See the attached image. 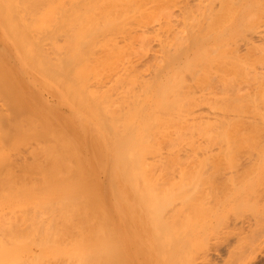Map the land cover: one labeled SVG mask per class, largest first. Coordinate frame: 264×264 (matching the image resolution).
I'll return each mask as SVG.
<instances>
[{
  "label": "bare ground",
  "instance_id": "obj_1",
  "mask_svg": "<svg viewBox=\"0 0 264 264\" xmlns=\"http://www.w3.org/2000/svg\"><path fill=\"white\" fill-rule=\"evenodd\" d=\"M72 1L74 2V0ZM72 1L70 2L73 3ZM85 1L82 2L85 3ZM120 1L125 6L139 4L138 0ZM79 2H81V0H79ZM79 4L81 5V3ZM65 5L67 4L65 3L63 5L64 7L62 6V4L60 5L59 0H0V16H2L3 18V16L7 15V18L9 15H12L5 20H2L0 18V28L2 26V28L4 27L5 31L8 32V34L6 35V39H4L6 41H4L3 39L0 41L5 43L9 48H17L18 61L20 60L22 63H26L27 66L31 68V71L35 73L33 75V78L37 82L38 88H40V84L47 90L51 89L50 92L52 91V93L56 95V101L58 102V104H61L62 107L66 106V108L72 114L71 119H64L63 115L60 116L59 114H57L55 122H48L44 127L45 129L42 128V130H44V134L40 142H42L43 146L38 148L41 149V153L35 152L36 154H33V156H31L34 159V163L32 162V165H29L30 169L32 166V172L34 170V172L41 175L40 180V176L37 177L35 176L36 173L34 174V176L39 179L38 181L42 182V187H44L43 191L40 190L42 193L44 192L42 197V205L40 206L39 210H36V212L34 211L35 208H33V219L36 217V215L42 218L46 217L45 220H42L41 218V222L45 223V221H48L49 230H46L47 234L48 232L50 233L51 226L56 227L59 225L58 229H60V226L65 227V233L71 234L72 237V244H69L70 246L66 248H58V253H60L61 255L68 254V256H70L69 258H72V260L75 258L74 264H120L118 261L121 258V262L127 259L129 260L128 264H131L134 259L130 258V256L128 255L129 253L124 252V247L122 248V250L124 249L123 252L121 251V247H119L121 244L117 245L119 241L114 242V238L112 237L115 233H113L112 231V233L110 231H107L109 232L108 234L106 233L108 236H104L105 232H100L98 231V229L97 232L99 233H97L95 227L93 228L94 225L98 228V225L96 224H100L101 222V224L99 225L101 226L102 222H105L103 224L106 230H110L108 228L109 223L115 226L114 230L118 232H116L117 237H120V241L123 239L127 251V248L131 247L132 244L135 245V248L139 246V249L137 248V255H139V257L137 256V261H139V264H264V92L259 91L262 87L259 90L258 88H256L257 86L259 87V85L262 86V83H260L261 81L255 82L256 84L254 86L257 85L256 87L253 86L255 89H257L255 91L250 90L247 92L238 91L236 93H227L219 99L217 116L215 115L217 117L216 119L218 125V127H216L218 128L217 131H219L218 155L217 160H215V162L213 163H216V166H214L213 164L209 165V167L211 166L210 169L206 165L208 163L207 162L204 164V166H201V168H199V170L201 171L198 173L196 172V174H191L186 169H179V173H171L169 176H162L159 179H153L152 177H150L149 173H151V171L147 166V161H149L150 159L149 157H153L154 159H156L157 156V159H159L161 156H165L166 158V155L168 157V155L171 154L169 152L170 150L168 151L169 154L161 155L164 150L160 146H162V144L164 143L166 144V142H163L162 138L166 139L169 137L166 136L169 133L167 131H170V129H176V127L177 129H182L183 126L185 127V125H187L186 123L188 122L185 121L187 120L185 118L186 116L184 117L183 114V112L185 111L181 109V105L178 104L179 101L177 103L178 105H176L173 104L174 102L172 103V99L168 98V94H172V96L175 94L174 92L176 89H174L175 87L173 86H175L176 83L174 82L172 85V83L170 82V86H165L166 88H163L165 90H163V92L161 93L164 94L162 101L163 99H169L171 101L170 103L169 100V102L166 100L167 103H165V105L167 104L168 106L166 105L165 107H163V105L162 108H166L167 111H169L172 109V107L170 108L169 105H175L173 107L174 109L172 110L173 114L171 115L169 114L172 113L171 111L167 113V111L165 110V113H167V115H165L167 119L165 117L162 118L163 116L161 117V114H159L160 112L158 113L156 111L152 114L158 113V116L150 115L151 117H156L155 121H157L156 119L158 118H160V120L164 119L166 121L164 122V120L160 121L158 119L160 121V123H158V128H155L157 127V122L153 121L154 119L150 118L149 113H147L146 109L143 110L147 107L145 106V102L147 100L146 96H148V92H150L152 89V82L150 81V83L147 81H143L142 79L140 80L137 72L135 73L133 70L134 67L132 70H130L132 66H130L131 68L128 66L130 69L126 66H123L125 68L123 69L124 73L119 72L121 74H115V79L112 77L113 81L111 86L102 92L99 91L101 93H99L97 90H91L93 85L91 84L92 78L99 86L104 85V83H102L103 77L101 78L102 75L99 72L101 70L98 69L101 68V64H104L103 66H106L105 63L108 62L104 61L106 60V58H113L110 60H115V63L113 62L112 64L111 61H109L110 66L112 67L109 68V64L107 63V66L102 67L101 69L105 70L106 73V69H111L109 71L115 72L116 70H114V68L117 66L114 67V64H117V60L119 61L121 59L123 61L122 58L124 56H127L126 54L128 53L132 54L131 52H133V49L135 50L136 47L133 48L134 41H131V34L128 33L130 31L124 30L123 32H121V35L124 38V44L120 46L119 43V45L116 43L118 41H111L109 44L103 45L102 48L105 49L107 53L111 52L112 55L110 54V57H108L109 55L106 53L107 56H105L104 60L102 59L105 63H103L101 59L96 60L99 52V47H95L94 39L98 37L97 34L101 31L96 32L97 34L93 33V40L92 38H90L91 35H87H89V29L94 28L90 31V34H92V30L94 31L97 28L98 23H94L91 25H89V23L87 24L88 28H86L87 26L85 20L83 21L84 23L82 22L85 17L83 18L82 16V19L80 17L78 19L73 16L74 22L75 20L80 19L81 21H78V23H76L78 26H75L72 20L71 21L73 23L71 21L70 23H66V29L69 24L71 25V27L69 28L68 32H64L63 34L61 32V27L63 26L60 23L61 18L64 17L60 16H62L63 12L67 13V10L69 9ZM210 8L208 9V12ZM16 11L17 13H19V15L16 14ZM48 11H50L51 13L47 14ZM12 12L15 13L12 14ZM23 12L27 15L31 12V14H43V20L48 21V24L47 22L43 21V24L45 26L42 24L41 28L39 27L40 30L42 29L43 33H40L42 31L38 30L39 33L36 38H38L39 40L41 39L42 42L35 38L36 35H34L35 39L31 40V38H33L31 33L28 34L26 32L28 31L27 28H33V26H26V31L25 29L23 31V29L20 27L22 26V22L20 23L22 19L20 20L19 18H22L24 16V14L22 16L20 14ZM208 14H206V16ZM16 16H18V19L20 20V26L17 24L19 26L17 29H22H19V32H17V30L13 32H17V34L20 33V35L18 34V36L16 33L15 36L14 34H12V30L14 29L13 27L16 26L14 24L17 20H15V18H17ZM45 16L47 17V19H45ZM33 17H35V15ZM28 18L26 16V20L30 19ZM126 18L127 17H125L124 19L125 21ZM33 19L31 20L33 21ZM189 20L187 19V22ZM200 23H202V21ZM174 24L176 23L174 22ZM190 25L192 26V24ZM23 26H25V24ZM164 26L166 27V25ZM168 26L166 28L169 29ZM78 27L85 28L79 30ZM99 27L101 26H98V28ZM165 27L163 28V30L166 29ZM173 27L170 28L173 29ZM202 27L203 25H201V27L199 26V28ZM97 30L98 29H96V31ZM69 32H71V36H69L70 38L67 34ZM170 32L171 30L169 31V33ZM172 32H177V30H172ZM35 33L37 34V32ZM169 33L166 34L165 37H167V39L165 41L161 39L162 43L160 44L162 57L165 62H168H166L165 64H169L172 62L171 64L173 65L176 64L174 62L175 59L177 60L178 57H182L181 54L184 53L183 51H185L186 48L184 46L185 42L183 43V45L180 44L181 46H179V48L176 45H173V42H170L169 37L171 34ZM182 33L184 32L182 31ZM65 34H67L68 39L74 43H71V45L74 46H72L73 48L69 47V49L72 48L71 50H69L67 46V43L69 42L66 43V41L68 40H65L64 43L66 44L62 43L64 47H61L63 46L62 44L58 45L59 38H61L62 35L66 37ZM72 35H75L77 37L73 38ZM177 36L174 35L172 39H176L175 37ZM0 37L2 38V36ZM89 38L90 40H92H89L91 43L89 44L88 42V44H85V42ZM135 38L137 37L134 36L133 39ZM81 39L83 42L81 41ZM78 40H80L79 42L81 43H79ZM48 46L49 49H51L50 51L49 49H47ZM171 47H174L178 52L175 53L176 51L174 50V48L171 50ZM79 49L80 52L76 54L75 52ZM9 50L2 49V51L5 53V58L9 57ZM72 50H74L73 52L75 54L72 52ZM69 51L71 53H68ZM116 52L118 54L120 52V55H117ZM171 52H174L176 55H174V53L172 54ZM103 53H105V51ZM130 54L128 56H130ZM115 55L117 56L116 59ZM121 55L122 58L119 59L118 57H121ZM199 57L197 58L199 59V61L203 60L202 57ZM127 58L128 57H126V59ZM179 59L177 61L178 63ZM95 61L100 62V67L98 69H95L93 67L92 70L94 72L95 70L98 71H96V75H94V77H91L92 75H90L91 73H89V71H91L90 68H92L91 64H94ZM199 61H195V64L202 63L201 61ZM81 64L83 66L82 68L80 66ZM9 65V63L6 67H4V65L1 71L2 74L4 73V77L0 78V93L5 96L7 100L5 102H7V104L9 105V110L7 111L9 113H12L13 111L10 112L12 109H14L12 104H15L14 107H16L17 109L20 107H18L19 105L16 106V103H12L13 85H11V75L13 74V69H11L12 67H10ZM78 66L80 69H77ZM157 71L158 70H156L155 72L157 73ZM161 71L159 72L161 73ZM192 73H194L193 70ZM109 75L111 76V74ZM13 76H15V74ZM152 76V79L157 77L156 74ZM147 78L148 77H146V79ZM174 79L175 78H173V80ZM34 80L33 82H35ZM180 81L182 80L180 79ZM182 82H184V79ZM182 82L180 83L182 87L179 86V83H177L178 85H176V88L181 87L180 90H183L182 88L184 86ZM185 84L186 83H184V85ZM179 88L177 89V92L181 93L182 91L180 92ZM167 89L174 91H168ZM166 91H168L167 96ZM114 92H116L115 96ZM36 93L38 92L36 90H33V97H39L36 96ZM182 94L183 93H181V95ZM185 94L187 93L185 92ZM15 101L18 102L17 100ZM161 104L157 107L161 109V113L162 111L164 113V110L160 108ZM8 105H6V108H8ZM178 106H180L181 108L179 107V109H177ZM167 107H169L170 109L168 110ZM188 109L189 108H187V110ZM186 112V114H188V111ZM9 113H7V117L4 115L5 118H1L0 115V121L4 122L5 120L7 121L10 118L12 119V117H10V115L12 114ZM168 114L171 118H168ZM168 120L172 123L167 122ZM6 121L3 124H7L5 126L8 129L9 125H12L9 124L10 121L9 123H6ZM150 121L156 123V126L155 124H153V122L150 123ZM38 122L39 121H37V123ZM194 122L199 123L198 121ZM206 122L208 124V121ZM163 123H168L167 125L170 124L174 126H167ZM41 124L43 123L41 122ZM147 124L150 127L147 126ZM39 125L40 124H38L37 126ZM151 125L156 129V133H154L155 135L150 134L149 132V130L154 132V128ZM63 126L65 127V131L63 130ZM167 127L171 128L168 130ZM151 128L153 129L151 130ZM185 128L182 131L180 129L174 131L175 133L179 132V134H177L179 135V139L182 136V132L185 131ZM9 129L11 130L10 127ZM161 129H165L164 131H166L167 133L164 131L162 132ZM157 130H161L162 135L159 136L163 137L161 139L155 140L156 138H159L157 135L159 132ZM187 130H189V128H187ZM15 133L17 132L15 131ZM170 133H172L169 134L170 137L175 134L172 131ZM200 134L201 133L197 134V136H199ZM152 135L155 137V139H153L154 137H152ZM152 139L155 141L152 142ZM35 140L37 141V139ZM160 140L162 141V144L160 143L159 146V142L157 143V141ZM165 141H167V143L171 142H168V140ZM195 141L196 140H194V143H196ZM174 142L176 143V141ZM151 144H158V147L154 145V148H152ZM180 144L181 146H184L182 145V143ZM200 146H202V144ZM157 150H161L162 152ZM175 151L177 153L179 150ZM174 152L172 154H174ZM182 152H184V150ZM39 155H41L42 157L40 156L41 158H39ZM173 156L174 155H172L171 157L174 158ZM161 158L159 160H161ZM27 162L28 161H26V163ZM22 163L24 164V162ZM26 167L28 168L27 165ZM29 187H32V185H29L28 188ZM36 197H34L33 199H35ZM31 210L32 209L29 208V210L25 211H30V214L28 212L26 213V215H31ZM106 222L108 223L107 225ZM101 228L104 229V227H100V229ZM110 233L112 234V237H110L111 239L108 238L110 236ZM100 234H102V238L100 237ZM62 235L64 237L65 234L63 233ZM98 237L100 238L98 239ZM54 238L59 240L56 236H54ZM64 238L66 239V237ZM106 239L108 241L111 240L112 243H107ZM113 243H116L115 245L118 246V249L122 253V256H120L121 253H118V250H116L117 252H115V246ZM114 253L115 255H119L121 258L119 259V256L115 257ZM60 256L57 258L59 259Z\"/></svg>",
  "mask_w": 264,
  "mask_h": 264
},
{
  "label": "rangeland",
  "instance_id": "obj_2",
  "mask_svg": "<svg viewBox=\"0 0 264 264\" xmlns=\"http://www.w3.org/2000/svg\"><path fill=\"white\" fill-rule=\"evenodd\" d=\"M70 1H72V0H59L60 5L62 4V6H63L66 3L67 5H65V6H67L69 8L67 10V13L63 12L62 16H60V17H64V18H61L60 24L63 26V27H61L62 28L61 32L64 34V32L69 31V28L71 27V25L69 24V26L66 29L65 24L68 22L70 23L71 20L74 22V17H76L78 19H79V17L82 19V16H83V18L85 17L82 20V22L85 20L86 26L89 23H90L89 25L94 24V23H96V24L98 23L97 25L101 26V27L98 28V26H97L96 29H98V30L97 31H96V29L94 31L92 30V34H90V31H91V29H94V28L89 29V31H88L89 35H87V36L91 35L90 38H92V36H94V34L96 32L101 31L100 33L98 32V34H100V35H98L96 33L98 37H96L94 39L95 47H99L98 48L99 52H98L96 60L97 59H99V60L103 59L104 60V58H105V56H107V54L109 55L108 57H110L111 52L107 53L106 50L102 48L103 45H107L111 41H114V42L118 41L116 43L117 44L119 43L120 46H122L124 44V40H123L124 38L121 35V32H123L124 30L130 31L128 33L131 34L130 35L132 38L131 41L132 42L134 41L133 42L134 43L133 48L136 47L135 50L133 49V52H131L132 54L128 53V54H126L127 56H124L123 58H122V55H121V57H118L119 59L122 58L123 61L120 59L119 61L117 60L116 65L114 64V67L117 66L114 68V70H116L115 72L109 71L111 69L108 70V69L104 68L107 70V73H106L105 70L101 69L102 67H106L107 63L109 64V68H111L112 66H110L109 61H111L112 64H113V62L115 63V60H110L113 58H110V59L106 58V60H104V61H108L106 63L103 62V60H102V62L105 63L106 66H103L104 64H101L102 65L101 68H99L100 62H98V61H95L94 64H91L92 68H90L91 71H89V73H91L90 75H92L91 77H94V75H96L95 74L96 71L101 70L102 72L101 71H99V72L102 75L101 78L103 77L102 83H104V85H101L102 86L101 87L98 84H96L95 80L92 78L91 84H93V85H92L91 90H94V91L97 90L98 92L99 91L102 92V91L106 90L108 87L111 86L113 78L115 77V74L118 75V74L124 73L123 69H125L124 68L125 66L126 67L132 66V68L130 67L131 69L129 67L128 68L130 70H132L134 67L133 70L135 73L137 72L140 80L142 79L143 81H147V82L151 81L152 82V89L150 92H148L149 93V94H147L148 96H146L147 100L145 102V106H147V107L143 109V110H145V109L147 110V113H149V116L150 115L156 116L160 112L159 114H161V117L163 116L162 118L165 117L167 119V117L165 115H167V113H169V111L172 112V110L174 109L173 107L175 106L173 104L181 105L182 108L180 106H178L177 109H179V107H180L181 109H183V111H185V112H183V114H184V117L186 116L185 118L187 119L185 121H188L186 123L188 125V127L184 123L186 128L183 126L182 129L181 128L177 129V127L175 125L176 129L172 128L173 129L172 130L170 128L173 127L174 125L172 126L169 124L171 127L170 128L167 127V128H168V130L170 129V131H167V132H169L167 136L164 135L166 137L169 136L168 138L163 139L162 138L163 136L162 137L159 136V135H162V133H161L162 129L157 130L160 133V134L159 133L157 134L159 138L155 139V137L152 135V137H154L153 139L157 140V139L162 138L163 142H166V144L165 143L162 144L161 140L157 141V143L159 142L158 143L159 146H160V143L163 146V147L160 146L164 150L163 152L161 151L162 150L161 148H160L161 150H157V151L162 152L161 155L169 154L168 153L169 150H170L169 152L171 154L175 150H177V151L179 150L178 151L179 153L177 152L178 153L177 154L175 151L174 154H172V155H174L173 156L174 158L171 157L172 156L171 154H169L170 156L168 155V157L166 155V158H165V156H163V157L161 156L163 158L162 159L160 157L161 160H159L160 158L157 159L158 156L156 159H154L153 157L152 158L149 157L150 159H149V161H147V166L149 167V169L151 171V173H149L150 177H152L153 179H159L162 176H169L171 173H179L178 172L179 169H186L189 173L196 174V172L198 173L201 171V170H199V168H201V166H204V164L207 162H208L206 164L207 167L211 169V166L209 167V165H212L215 162V160H217L218 147H219L218 146L219 145V140H218L219 139L218 138L219 137L218 136L219 131H217L218 125H217V119H216L218 107H219V99L227 93H236L238 91H240V92L246 91L247 92L250 90L255 91L257 89H255L254 87H256L257 85L256 86H254V85L256 84L255 82H258V81L259 82L261 81L260 83H262V86L259 85V87L257 86L256 88H258V90H259L262 87L259 91L264 92L263 91V88H264V85H263L264 84V82H263L264 81V0H138L139 4H135V5H131V6L130 5L125 6L120 0L119 1L118 0L117 1H115V0H105V1L104 0H86V1L81 0V2H79V0H76V2H75V0H74V2L72 1L73 3H71ZM82 1H85V3H83ZM133 2H137V1H133ZM77 3H78V5H77ZM79 3H81V5ZM73 4H74V6H73ZM132 4H134V3H132ZM77 6H78V8H77ZM209 8L211 11L209 10V12H208ZM206 11H207V13H206ZM13 13H15V12H12V14ZM31 13L28 14L29 16L24 12L20 13L21 16L24 14V16H25V17L23 16L24 18L23 17L19 18L18 16H16L17 18H15V20L17 19L18 21L16 20V22L14 23L16 25L15 27H13L14 29L13 30L11 29L12 34H14V36H15V33L17 34V32H19L20 30L23 29V31H24V29H25V31H26L27 27L33 26V28L32 27H30L29 29L27 28L28 31H26V32L28 34L31 33V35L33 37V38H31V40L35 39L39 33L38 30H40L42 24L44 22H47V24H48V21L43 20V17H42L43 14H40V13L31 14ZM50 13H51L50 11L47 12V14H50ZM208 13H210L211 15ZM16 14L19 15V13H17V11H16ZM204 14H205L206 19L204 17ZM206 14H208V15L206 16ZM34 15L36 18L33 17ZM65 15H66V18H65ZM6 16L7 15L3 16V18H2V16H0V18L2 20L3 19L5 20V19H8V17H10L12 15H9L7 18H6ZM26 16H27V18L29 17L30 19L28 18L29 20H26ZM37 17H38V19H37ZM125 17H127L126 21L124 20ZM13 18H14V15H13ZM18 18L20 20L21 19L22 20L20 21ZM31 19H33V21ZM45 19H47V17ZM81 19L75 20L74 23L72 21L71 22L76 26L77 25L76 23H78V21H81ZM187 19L188 20L190 19L188 21L189 23L187 22ZM23 20H25V21H23ZM204 20H205V22H204ZM19 21H20V23L22 22V26L24 24H25V26H23V27L20 26ZM41 21H42V23H41ZM201 21H202V23H200ZM174 22L176 24H174ZM180 23H182L184 25H182ZM185 23H187L188 25ZM17 24L22 29L21 28H19L20 30L17 29L19 27ZM190 24H192V26ZM164 25H166V27L169 25L168 27L171 30L170 33H169L170 30L168 28H166ZM173 25H174V27H173ZM201 25H203V27L199 28V26L201 27ZM189 26H190V28H189ZM85 27H83V28L78 27V28L80 30V29H84ZM164 27L166 28L165 30H163ZM170 27L171 28L173 27V29H171ZM204 27H205V29H204ZM42 28H45V27H42ZM86 28H88V26ZM192 28L193 29L195 28L194 31ZM36 29H37V31H36ZM15 30H17V32L13 33ZM162 30L164 31V33ZM166 30H167V32H166ZM172 30L173 31L177 30V32H172ZM23 31H21V32H23ZM32 31L37 32V34L35 32H34L35 33L34 34ZM40 31H42V29ZM182 31L184 33H182ZM82 32H83V30H82ZM165 32H166V34H168V33L171 34L170 37L168 35V37L170 38V42L171 43L173 42V45H176L178 48H179V46H181L180 44L183 45V43L185 42L184 46H185L186 50L183 51L184 52L183 54H181L182 57H178V59L180 58L179 63L177 62L178 59L177 60L175 59L174 62L176 64L172 65L171 64L172 62L169 64H165L167 61L165 62V60L162 57L161 44H160V43H162V40L165 41L167 39V37H165L166 36ZM40 33H43V31ZM69 33H67L68 37L71 36V32H69ZM172 33H173V35H172ZM202 33H203V35H202ZM7 34H8V32H6L5 28L4 27L2 28V26H1L0 36H2V38L0 37V40L6 39ZM18 34L20 35V33H18ZM18 34H17V36H18ZM67 34H65L66 37H67ZM177 34H178V36H177ZM34 35H36L35 38H34ZM174 35L177 36V37H175L176 39H172ZM134 36L137 37V38H135L137 41L135 39H133ZM139 36H140V38L143 36L142 37L143 39L142 38L140 39ZM66 37L64 35H62V37L59 38V40H58V45L64 43L65 40H68V41H66V43L67 42L70 43V44L67 43L68 44L67 46L69 49V47L73 46V45H71V43H73V42H71L68 39V37L67 38ZM74 37H77V36L74 35L73 38ZM80 37H79V39H80ZM181 37H182V39H181ZM90 38L85 42V44H88V42H89V44L91 43L90 41H92L93 38H92V40H90ZM36 39H38V38H36ZM71 39H72V37H71ZM171 39H172V41H171ZM180 40L183 42H181ZM4 41H6V40H4ZM39 41H41V39ZM79 41L80 40H78V42ZM81 41H82V39H81ZM143 42H144V44H143ZM2 43L3 42L0 41V55L2 53V55L0 57V73L2 71L3 66L5 65L4 67H6L7 64L9 63L10 64L9 66L12 67L11 69H13V71H14V72L12 71L13 74L11 75V78H12V84L11 85H13L12 86V88H13L12 103H16L17 104L16 106L19 105L18 107H20V108L17 109L16 107H14L15 104H12L14 109H12V110L10 109L11 110L10 112H12V111L13 112L9 113L7 111V110H9V105L7 104V102H5L7 100H6L5 96L2 95V93H0V115H1V118H5L4 115L6 116L7 113L12 114V115H10V117H12V119L7 118L8 122L5 120L6 123H9V121H10L9 124H11L12 126H10L9 124L8 125L11 128V130L9 129V127L7 129V127L5 126L7 124H5V125L3 124L5 121L4 122L0 121L1 122L0 123V166H1L0 167L1 168L0 169V233L2 234V235L0 234V264H55V263L56 264H74L75 258L72 260V258L71 259L69 258L70 256H68V254H65V255L62 254L61 255L57 251L58 248H66L72 244L71 234L65 233L66 232V231H64L65 227L60 226V229H58L59 225L56 227L51 226L50 233L48 232V234H47L46 230L47 229L49 230L48 221H45V223H42L41 222L42 217L37 216V215L34 219L32 217L33 212L34 211L36 212L37 209L39 210L40 206L42 205V202H43L42 197H43L44 192L42 193L41 191L44 190V187H42L43 186L42 182L38 181L41 178V175L34 172V170L32 172V166H31V169L29 166L30 164L32 165V162L34 163V161H33L34 159L31 156H33V154H36L38 152L41 153L40 152L41 149H38V148L43 146L42 142H40L42 139V136L44 134V130H42V128L45 129L44 127L46 126V124L48 122H50V123H52L53 121L55 122V118H56L57 114H59L60 116L63 115L64 119H71L72 114L66 108V106L62 107L61 104H58V102L56 101L57 100L56 95L54 93H52V91L50 92L51 89L47 90L45 87H43L40 84H39L40 88H38V84L33 78V75L35 73L33 71H31V68L29 66H27L26 63H24V62L22 63L20 60H19L20 62L18 61V59H17V57H18L17 48L16 49H15V47L9 48V47H7V45L5 43H3V44ZM66 43H64V44H66ZM79 43H81V42H79ZM69 45H71V46H69ZM67 46H66V49H67ZM61 47H64V45ZM173 48L171 47V50ZM178 48H177V50H178ZM2 49L3 50L4 49L9 50L10 49L9 50V57L5 58V53L2 51ZM47 49H49V46L47 47ZM71 49H69V50H71ZM50 50L51 49H49V51ZM174 50H175V48H174ZM73 51L74 50H72V52ZM104 51H105V53H103ZM78 52H80V49L77 50L75 53L77 54ZM177 52L178 51H176L175 53H177ZM68 53H71V52L69 51ZM171 53L173 54L174 52H171ZM175 53H174V55H176ZM99 54H100V56H99ZM129 54H130V56H128ZM68 55H70V54H68ZM117 55H120V52H119V54L117 53ZM101 57H103V58H101ZM126 57H128V58L126 59ZM198 57L199 58L202 57L203 60H200L202 62L201 64L196 63L197 64L196 65L195 61L196 62H197V60L199 61V59H197ZM116 58H117V56L115 55V59ZM204 58H206V59H204ZM127 61H128V63H127ZM129 62H131V63H129ZM132 62H133V64H132ZM20 63H22L23 65L25 64V65L23 66ZM121 65H122V67H121ZM135 65H137V66H135ZM80 66H81V68L83 67L82 64ZM159 66H160V68H159ZM166 66H168V67H166ZM93 67L95 69H98V68L99 69L98 70L94 69L95 70V72H94L92 70ZM77 69H80L79 66L77 67ZM135 69H136V71H135ZM117 70H118V72H117ZM154 70L155 71L158 70L157 73H159L160 75L157 74ZM161 70H163V71H161ZM192 70L194 73H192ZM159 71H161V73ZM188 71H190L191 73ZM99 72H97V73H99ZM119 72H121V73H119ZM151 73H152V75H154V74L157 75V77L154 78L155 80L152 79L153 76L151 75ZM187 73L190 75H188ZM1 74H0V78H3L4 73L2 75ZM14 74H15V76H13ZM109 74H111V76ZM149 76H150L151 80L149 79ZM146 77H148V78L146 79ZM182 77H184V78H182ZM164 78H166V79H164ZM173 78H175V79L173 80ZM180 79L182 81L184 79V82L180 81ZM33 80L36 83L33 82ZM160 82H161V84H160ZM170 82L172 83V85L174 82L176 83L175 86H173V87H175L174 89H176L174 92L176 99H175L174 95L172 96V94L169 95L167 93L170 90V89H167L168 91H166V96L168 94V98L172 99L171 100L172 103L174 102L173 104H170L171 101L168 99L170 101L169 104L171 105V106L169 105V107L170 108L172 107V109L169 110L170 108L167 107L169 110V111H167L166 108H162L163 105H164L163 107H165L167 105V104L165 105V103H167L166 102L167 99L166 100L163 99V101H162L164 94H161V93L163 92V90H165V89H163V88H166L165 86H170V84H171ZM181 82L184 86L182 88L183 90H180V88L182 87L180 85ZM177 83H179V86H181L180 88L179 87L178 88H179L180 92L182 91L181 92V93H183L182 95H181V93L177 92V89H178V88H176L177 87L176 85H178ZM184 83H186V84L184 85ZM14 84H15V86H14ZM187 85H188V87H187ZM201 88H203V89H201ZM44 89H46V90H44ZM33 90H36L38 92V93H36L37 94L36 96H39V97H33L34 96V95H32ZM30 91H31V93H30ZM170 91H174V90H170ZM188 91H189V94H188ZM101 92H99V93H101ZM176 92H177V94H176ZM185 92L190 97L187 94H185ZM115 93L116 92H114V96H115ZM177 95H178V99H177ZM170 96H172L174 98H172ZM182 96L185 97V100H184V97H182ZM180 97H181V99H180ZM15 100H17L18 102H16ZM178 101H179V103H178ZM163 102H164V104H163ZM160 104H161L160 108H162V110H164V113H163V111L161 113V109H159V107H157ZM6 105H8L7 106L8 108H6ZM66 105H67V103H66ZM157 108L160 111H158ZM185 108H186V110H185ZM187 108H189V109L187 110ZM154 109H156V110H154ZM165 110L167 111V113H165L166 112ZM155 111L158 113L152 114ZM186 111H188V114H186L187 113ZM21 112H22V114H21ZM79 112H80V110H79ZM189 112H190V116H189ZM169 114L172 115L173 112L169 113ZM169 114H168V118L170 117ZM53 116H55V117H53ZM155 116H152V117L150 116V118L154 119L153 121H155V118H156ZM14 117H15V119H14ZM159 117H160V115H159ZM17 119H18V121H17ZM158 119L160 120V118H158ZM158 119H156L157 121H155V122H157V127H155V128H158V126H159L158 123H160V121L164 120L163 119V120L159 121ZM45 120H49V121H45ZM37 121H39V122L37 123ZM153 121H150V123H152ZM194 121H198L199 123H195ZM206 121H208V124ZM41 122L43 124H41ZM164 122H166V121L164 120ZM167 122H169V120ZM169 123H172V122H169ZM38 124H40V125L37 126ZM148 124H149V121H148ZM148 124H147V126H149ZM153 124H155V126H156V123L153 122ZM167 124H164V125H167ZM169 125H167V126H169ZM205 125H207L208 127ZM213 126H214V128H213ZM17 127H18V130H17ZM161 127H164V126H161ZM26 128H27V130H26ZM153 128H151V130ZM155 128L153 129L154 132L149 130L150 134L156 133ZM184 128H185L186 132L183 131L182 132L183 137L180 135L181 138L179 139V135H177V134H179V132L177 131L178 133H175L174 131L179 130V129L182 131V130H184ZM187 128H189V130H187ZM63 130L65 131V127L63 128ZM164 130L165 129H163L162 132ZM15 131L17 133H15ZM171 131L173 133H175L176 135L173 134L170 137L169 134H172V133H170ZM164 132H166V131H164ZM194 132H195V134H194ZM37 133L39 134V136ZM199 133H201V134L199 136H197V134H199ZM31 134H32V136H31ZM214 134L216 137L214 136ZM28 135H29V137H28ZM201 136H203V137H201ZM185 137H187V138H185ZM193 138H195V139H193ZM35 139H37V141H39V142H37ZM153 139L151 140L152 142L155 141ZM187 139H189V140H187ZM165 140H168V142L171 141L170 143H172L173 145L170 143H167V141H165ZM172 140H173V142H172ZM194 140H196L195 141L196 143H194ZM174 141H176V143ZM182 141H184V142H182ZM191 142H193V143H191ZM180 143H182V145H184L185 147L181 146ZM158 144H156V145L154 144V145L156 147H158L157 146ZM167 144H169V145H167ZM201 144H202V146H200ZM151 145H152V148H154L153 147L154 145L153 144H151ZM172 146H174V147H172ZM178 147H179V149H178ZM180 147H182L183 149ZM199 147H201L203 149V152H202V149ZM171 148H172V150H171ZM184 148L185 149L187 148L186 151ZM188 149H189V151H188ZM183 150H184V152H182ZM40 156L41 155H39V158L42 157V156L41 157ZM24 159H26V160H24ZM21 160H22V162H24V164L21 162ZM26 161H28V162L26 163ZM22 164L25 166H23ZM20 165H21V167H20ZM26 165L28 166L29 169L26 167ZM213 165L216 166V163ZM33 167H34V164H33ZM35 173H36L35 176H37V177L40 176L39 179H37V177L34 176ZM29 185H32V187L28 188ZM33 189H36V190H33ZM30 190L32 193L30 192ZM33 193L35 196L33 195ZM36 194H37V197H36ZM34 197H36V198L33 199ZM25 202H26V204H25ZM33 202H35V203H33ZM24 204H25V206H24ZM31 206H32V208H31ZM29 208L32 209L31 210L32 213H31V215L28 216V215H26V213L29 212V214H30V211H28V212H25V211L29 210ZM33 208H35L34 211H33ZM45 218H42V220H45ZM103 223H105V222H102L103 226L102 225L99 226L101 224V222H100V224H96V225H98V228L95 225L93 226V228L95 227L96 232L99 229L98 231L103 232V233L105 232L104 236L109 233L107 231H110V232L112 231L113 233H115L112 237L111 236L112 232H111L109 234L110 236L108 238H110V237L114 238L113 239L114 242L119 241L117 245L121 244L119 246V247H121L120 248L121 251L123 252V250L125 249L124 252L129 253L128 255L130 256V258L134 259L131 264H139V261H137L138 260L137 256L139 257V255H137L139 246L137 247L138 248L137 249V248H135V245L132 244L131 247L127 248L128 249V251H127L123 239L121 240L122 241L121 242L119 240L120 237H117L118 232L114 230L115 226L113 224L109 223L108 228L110 230H106ZM107 224L108 223L106 222V225ZM109 226H111V227H109ZM100 227H104L105 231L103 228L100 229ZM31 228H33V229H31ZM62 232L65 234L64 237H66V239L63 237ZM58 233H59V235H58ZM97 233H99V232H97ZM102 234H100L101 238H102ZM54 236H56L59 240L54 238ZM100 237H98V239ZM52 239H54V240H52ZM106 241H107V243L108 242L112 243L111 240L108 241L106 239ZM54 242H56V243H54ZM57 244H59V245H57ZM115 244H114V246H115L114 250H115V252H117L116 250H118V253H119L120 251L118 249V246ZM138 245H139V243H138ZM123 247H124V249L122 250ZM114 255H115V253H114ZM59 256H60V258L58 259L57 257H59ZM116 256H119V255H115V257ZM120 256H122V253ZM120 256H119V259L121 258ZM61 260H62V262H61ZM65 260H66V262H65ZM120 260L118 261L120 264H126V263L128 264V262H129V260H127V259H125L124 261L122 260L123 262H126V263H123Z\"/></svg>",
  "mask_w": 264,
  "mask_h": 264
}]
</instances>
